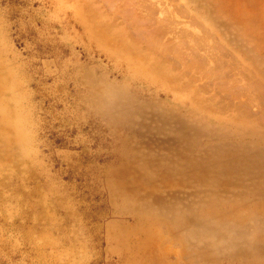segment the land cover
Instances as JSON below:
<instances>
[{
    "label": "rangeland",
    "instance_id": "1",
    "mask_svg": "<svg viewBox=\"0 0 264 264\" xmlns=\"http://www.w3.org/2000/svg\"><path fill=\"white\" fill-rule=\"evenodd\" d=\"M0 264H264V0H0Z\"/></svg>",
    "mask_w": 264,
    "mask_h": 264
},
{
    "label": "bare ground",
    "instance_id": "2",
    "mask_svg": "<svg viewBox=\"0 0 264 264\" xmlns=\"http://www.w3.org/2000/svg\"><path fill=\"white\" fill-rule=\"evenodd\" d=\"M142 22V21H141ZM138 24H140V23H138ZM142 25V24H141ZM139 26V25H138ZM141 28V27H140ZM145 29V28H144ZM139 31H140V29H139ZM139 31H137V32H139ZM148 31V30H147ZM141 32H143V31H140V33H138L137 35L139 36V34L141 35ZM143 33H145V32H143ZM148 33H149V31H148ZM182 36V33L181 34H179L177 37H181ZM142 37V36H141ZM150 37V36H149ZM155 42H156V40H155ZM116 44V43H115ZM160 44V43H159ZM158 44V45H159ZM161 44L162 45H164V42H161ZM152 45V44H151ZM155 45V44H154ZM156 45H157V43H156ZM157 45V46H158ZM126 47V46H125ZM149 47V46H148ZM152 49V48H151ZM125 50H130V48L129 47H126L125 48ZM180 55V54H179ZM179 55H177V56H179ZM195 55V54H194ZM181 56H183L184 57V55H181ZM181 56H180V59L179 60H181ZM145 58H146V56L145 57H140V60H145ZM179 58V57H178ZM147 59V58H146ZM136 60H128V63L127 64H130V65H132V64H134V62H135ZM156 66V65H155ZM138 111H140L142 114H145L146 113V111H145V108L142 106L141 108H137V109H134V112L136 113V112H138ZM145 111V112H144ZM138 120V118L136 117V115H134L133 113H131L130 115H128L127 116V118L125 119V123H126V125H125V127H123V128H125V129H127V130H129V128H130V126H132V125H135V126H138L139 127V125H140V122H138L137 121ZM130 124V125H129ZM129 125V128L127 127ZM182 131L184 132V130L183 129H181L180 130V132L182 133ZM184 133H182V135H183ZM181 135V136H182ZM183 137V136H182ZM184 138V137H183ZM230 155H231V153L230 152H227V153H223L222 151L221 152H219L218 154H217V158H213V159H215V161H220L221 162V159L222 158H226V159H230ZM185 157H187V154H186V156H180V159H181V161H186L187 159L185 158ZM222 165L225 167L224 169H225V171H226V167H229V165H230V163H229V161L227 162V164H223L222 163ZM209 174V172L208 171H205L203 174H200V178H199V180H205L206 178H207V175ZM216 174V176H220L221 175V173H219V170L215 173ZM231 174V173H230ZM194 175H196V174H194Z\"/></svg>",
    "mask_w": 264,
    "mask_h": 264
}]
</instances>
